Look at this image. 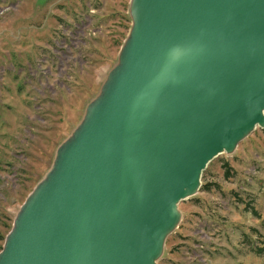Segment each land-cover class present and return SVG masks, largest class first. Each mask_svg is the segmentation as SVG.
I'll return each mask as SVG.
<instances>
[{
    "label": "water",
    "instance_id": "1",
    "mask_svg": "<svg viewBox=\"0 0 264 264\" xmlns=\"http://www.w3.org/2000/svg\"><path fill=\"white\" fill-rule=\"evenodd\" d=\"M131 15L0 264H155L207 164L264 127V0H132Z\"/></svg>",
    "mask_w": 264,
    "mask_h": 264
},
{
    "label": "rangeland",
    "instance_id": "2",
    "mask_svg": "<svg viewBox=\"0 0 264 264\" xmlns=\"http://www.w3.org/2000/svg\"><path fill=\"white\" fill-rule=\"evenodd\" d=\"M131 3L0 0V252L117 66ZM200 181L177 204L155 264H264V127L213 158Z\"/></svg>",
    "mask_w": 264,
    "mask_h": 264
},
{
    "label": "trees",
    "instance_id": "3",
    "mask_svg": "<svg viewBox=\"0 0 264 264\" xmlns=\"http://www.w3.org/2000/svg\"><path fill=\"white\" fill-rule=\"evenodd\" d=\"M202 186H203V185H202ZM203 187L206 188V185H204ZM257 252H258V253H262V254H264V245L261 246V247H259V249H258Z\"/></svg>",
    "mask_w": 264,
    "mask_h": 264
}]
</instances>
